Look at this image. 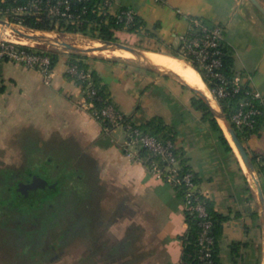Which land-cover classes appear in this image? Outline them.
Masks as SVG:
<instances>
[{
  "label": "crops",
  "instance_id": "crops-1",
  "mask_svg": "<svg viewBox=\"0 0 264 264\" xmlns=\"http://www.w3.org/2000/svg\"><path fill=\"white\" fill-rule=\"evenodd\" d=\"M259 1L264 7V0ZM124 8L133 10L143 25L137 32L115 31L117 41L145 52L171 54L192 16L222 24L225 42L235 52L237 75L264 99V15L250 0H117L111 15ZM81 35L62 33L61 38ZM54 52L58 57L50 83L36 69L0 61V163L23 162L33 155L35 163L50 165L53 155L56 164L64 163L58 157L65 159L75 177L92 180L95 220L86 222L78 239L67 242L63 264H182L189 230L183 198L142 161L123 153V127L105 131L80 106L81 90L66 72L71 52ZM81 58L135 124L159 116L175 133L213 211L226 216L217 243L218 264H263L260 199L234 145L232 150L221 145L192 106L196 93L177 76L134 56L84 53ZM245 145L253 155L264 154V124ZM259 174L264 188V172Z\"/></svg>",
  "mask_w": 264,
  "mask_h": 264
},
{
  "label": "built area",
  "instance_id": "built-area-1",
  "mask_svg": "<svg viewBox=\"0 0 264 264\" xmlns=\"http://www.w3.org/2000/svg\"><path fill=\"white\" fill-rule=\"evenodd\" d=\"M90 1L1 0L0 15L2 19L23 26L26 16L34 17L36 21L49 20L55 24V29L49 31H57L60 19L79 26L82 17L88 13ZM116 1L95 0L94 10L99 18L97 23H108L112 16L110 8ZM134 16L133 10L128 8L121 9L114 15L118 21H125L126 25L132 22ZM224 33L225 27L222 24L192 16L189 18L186 34L181 37L178 52L180 58L196 66L211 94L218 101L239 96L232 112V122L238 129L251 135L261 121L264 124V99L241 75L230 78L224 73ZM25 39L15 32L1 35L0 61L18 62L27 68L36 69L42 73L45 82L50 83L54 49L31 45ZM81 60L82 58L69 60L66 70L81 90L80 106L101 123L105 131L113 127H123L126 133V139L121 145L123 153L142 161L151 175L169 184L183 198L185 217L196 220L198 231L195 240V264H214L215 220L197 174L181 162L172 139H163L149 131H143L140 125L135 124L109 98H104L95 83L93 70L89 65L82 66ZM254 164L258 174L264 172V154H257ZM250 186L253 189L251 183ZM182 264L188 263L183 261Z\"/></svg>",
  "mask_w": 264,
  "mask_h": 264
},
{
  "label": "trees",
  "instance_id": "trees-1",
  "mask_svg": "<svg viewBox=\"0 0 264 264\" xmlns=\"http://www.w3.org/2000/svg\"><path fill=\"white\" fill-rule=\"evenodd\" d=\"M94 2L95 0H91L89 4V10L86 15L82 17V21L79 26L68 23L65 19H60V25L57 27V31L61 33H80L83 35L90 36L94 39H100L105 42H115L117 41V37L115 36V31L117 30H126L128 32H137L140 27L143 25L142 20L138 16H134V19L132 22L128 25H126L125 21H118L116 17L111 16L108 23L101 22L97 23L99 18L97 17L96 11L94 10ZM1 0H0V6H1ZM2 17V15H0ZM23 24L30 28L40 29V30H53L55 29V24L51 23L49 20L45 21H36L34 17L32 16H26L25 21ZM223 50H224V57H223V71L228 77H234L237 75V72L235 70V58H234V49L223 41ZM179 48H176L172 50L171 54L180 57L179 55ZM53 64L56 62L58 54L53 51ZM83 56L81 53L71 52L69 54V60L75 61L76 59H79ZM83 60V58H82ZM81 60V65L84 67H88V64ZM196 68L195 65H192ZM93 76L96 85L99 87V92L104 98H109L108 91L104 85L101 83V79L99 76L93 71ZM210 86V85H209ZM239 96L236 97H229L225 99L219 100V103L226 114L227 118L230 120L232 125L235 127L236 132L239 136V138L245 143L248 136H250L248 133H245L238 129L235 124L232 122V112L236 107V103ZM192 106L199 110L201 112V117L204 122L209 124L211 131L214 133L217 141L223 145L226 149L232 150V146L230 145V142L228 138L226 137L222 127L218 123L217 119L214 116V112L210 105L199 95H195L191 100ZM99 104V103H98ZM262 119V118H261ZM264 119V117H263ZM261 123L255 128L253 131L256 132L259 130ZM140 128L143 131L151 132L152 134L167 139L170 138L175 143V150L176 153L181 158V162L186 165V159L183 157L180 149L177 145V139L175 133L172 131V129L167 126L163 119L159 116H154L144 124L140 125ZM252 133V134H253ZM247 148V147H246ZM251 155V158L253 162L255 163V157L256 155ZM3 171V170H2ZM36 171L32 168L27 169V174L35 173ZM6 173V174H5ZM37 173V172H36ZM5 174V175H4ZM4 174H0V215L1 213L5 212L6 216H8L10 219L14 218L16 219V214L20 210L17 206V204H11L9 201L11 198H16L15 196V186L17 181L15 180V177L13 176V170L10 168L5 169ZM198 179V178H197ZM199 181V179H198ZM61 197L59 194V187L58 184L53 185V187H47L43 189L42 195L40 197V205L46 204L50 201H53L56 203H60ZM19 204H28L29 206H32L33 203H36L33 199L27 200H19ZM209 210L211 214L213 215V218L215 220V226H214V234H215V254H214V264H218V248L217 243L219 238L221 237V231H222V221L226 219V216L217 214L213 211V208L209 202ZM15 214V215H14ZM187 219V218H186ZM189 230L188 235L185 239V249H184V255H183V261H185L188 264H195L197 263L195 258L196 253V246H195V240L197 236V223L196 220L193 218L187 219ZM31 246H35L37 244L29 243ZM40 246H43V243H39ZM45 248V247H44ZM46 251V248H45Z\"/></svg>",
  "mask_w": 264,
  "mask_h": 264
},
{
  "label": "rangeland",
  "instance_id": "rangeland-1",
  "mask_svg": "<svg viewBox=\"0 0 264 264\" xmlns=\"http://www.w3.org/2000/svg\"><path fill=\"white\" fill-rule=\"evenodd\" d=\"M1 18V17H0ZM1 28V26H0ZM6 32L7 33H12L9 29L6 28ZM59 32V31H56ZM60 34H57V36H61L62 33L59 32ZM81 35V34H80ZM77 38V37H76ZM78 38H80V40L77 41H85V42H90L91 40H93L92 37L90 36H85V35H81ZM65 41H73L75 38L74 36H66L65 38H62ZM71 39V40H70ZM82 39V40H81ZM25 41H27L28 43H31V40H27L25 39ZM41 47H50L51 49H57L55 46L53 45H42ZM97 54L99 55H112V53H100L97 52ZM120 58H124V57H120ZM206 86V85H205ZM218 108V106H217ZM29 143V141H28ZM245 144V143H244ZM247 147V145H245ZM32 150H35L33 147H29ZM247 150L249 153L250 149L247 147ZM30 157H27L26 159L24 158L23 162H16V163H9V164H3L0 163V173L5 171V169L10 168L13 169L14 172L16 173L17 171H21L29 168H32L33 170H35L36 172L40 173L41 175L47 177V178H51L53 176V178H56L59 181V194L61 197L60 200V205L57 206L56 209L53 210L52 213H50L49 217H43V220L39 219L37 217L38 220H40L42 228L41 230L36 229V235L40 234L39 232H41L44 229H48L51 227V225L53 224L54 221H59L58 224L61 226H58L57 232H55L56 234H48L49 236H46L43 239L44 243L43 246L39 248V244L35 245L34 247L29 245L28 243L24 242V238H28V237H32L30 235H32V230H34L33 228V224L34 223V219L32 218V215L30 216V218L25 219L22 223V229L21 227H18L17 225L14 226V218H9L8 216H6L5 212L1 213L0 215V219L3 220V227L1 228L0 226V246L2 247L0 251H2L5 255V259L3 260V264H63V260H62V255H63V244L61 242V238L58 237H62L63 240L66 239V237L70 236V232H74V234H72V236L75 235V231L79 232L82 227L84 225H86V222H90L95 220V205L96 203H94V197L91 198L92 200H90L89 196H90V189H91V182L92 180L90 178H88L87 180L82 179L81 181H77L78 185L74 186V187H70L68 185H70V183L68 182L67 178L70 175L75 176V174H73V171H68V169L66 168V160L62 159V158H57V161H61L64 162L62 163V165L60 164H56V159H54L53 155H50V157H48V159H52L54 161V163L48 165L46 163H35V161H37L36 158H34L33 155H29ZM52 161V162H53ZM60 162V163H61ZM59 165V168H56L55 166ZM65 165V167H64ZM68 165V164H67ZM3 170V171H2ZM260 181L262 182L261 176L260 174H258ZM251 177H249V181L250 183L252 182V179H250ZM72 184H74L73 181H71ZM91 185V186H90ZM252 185V183H251ZM39 194H41L43 192V190H39L38 191ZM92 197V196H91ZM40 198V196H39ZM38 195L36 197V199H39ZM10 203L11 204H17L18 208L21 209H27L28 208V204H19L18 203V198L14 197L11 198L10 197ZM90 202V203H88ZM56 203V201H55ZM48 204V203H47ZM87 205H90L89 208H83V206L87 207ZM47 206V205H46ZM44 206V208H46L45 210H49L48 207ZM79 208L78 213L77 212H73L72 213V217L73 220L69 221V226L70 228H68L67 226V220L72 219L71 216H69V213L67 212V209L69 210H74ZM83 209V210H82ZM68 213V214H66ZM31 214V212H30ZM66 214V215H65ZM15 215V214H14ZM60 219V220H59ZM2 222V221H1ZM71 224V225H70ZM63 225V226H62ZM264 225V224H263ZM63 228V231H61ZM30 232V233H29ZM50 232V231H49ZM58 237H56V236ZM56 237V238H55ZM23 239V240H22ZM54 240V241H53ZM56 243V244H54ZM59 243V244H58ZM48 247L45 251L44 247ZM53 246H56V248H53ZM55 258V261H54ZM46 259V260H45ZM42 260H44L42 262ZM263 264H264V260H263Z\"/></svg>",
  "mask_w": 264,
  "mask_h": 264
},
{
  "label": "water",
  "instance_id": "water-1",
  "mask_svg": "<svg viewBox=\"0 0 264 264\" xmlns=\"http://www.w3.org/2000/svg\"><path fill=\"white\" fill-rule=\"evenodd\" d=\"M250 1L264 15V7L260 3V1L259 0H250ZM0 26H1V29L7 28L11 32H15L18 35H20L21 37H24L28 40H34L36 42H41L43 44L53 45V46L57 47L58 49L67 50L70 52H76V53H81V54L86 53V54L99 55V54H97V52H100V53H105V52L110 53L111 52L112 53V51H114V50L123 49V50H127V51L133 53L134 59H138V60L143 58L145 56V54L148 53V52L137 49L131 45H128V44H125V43H122L119 41L105 42V41H102L100 39H94V38L90 42L65 41L61 38V36H57V34H53L54 32H52V31L40 30V29H35V28L23 26V25H18L16 23L7 21V20L2 19V18H0ZM153 66L162 72L177 76L179 79H181V81L187 87L191 88L197 95L202 97L210 105V107L212 108V110L214 112L215 118L217 119L218 123L222 127V129H223L226 137L228 138L232 148H234L229 137H228V134L231 136L232 141L234 142L235 146L237 147V149L241 155V158H242L243 162L245 163L247 172L250 174V176L252 178L253 190L257 194V196L259 197L260 202H261V207H262L261 214L263 216V224H264V188L260 182L255 164H254V162L251 158V155L249 154L244 142L239 138L235 127L232 125L230 120L227 118V116L224 113L219 101L216 98H214V96L211 94V92H210L209 88L207 87L205 81L203 80L205 85H206L208 92L213 97V99L216 101V104L218 106L217 110L213 108V106L211 104V99L208 97V95L204 91L191 86L186 81H184V79H182V77H180L178 74H176L172 71L162 69L156 65H153ZM35 183L37 186H39V185L40 186H46L48 184V181L45 180L44 178L36 176V177H34V182H32V184H30V185H27L28 189L32 190L35 187L34 186ZM263 227H264V225H263Z\"/></svg>",
  "mask_w": 264,
  "mask_h": 264
},
{
  "label": "flooded vegetation",
  "instance_id": "flooded-vegetation-1",
  "mask_svg": "<svg viewBox=\"0 0 264 264\" xmlns=\"http://www.w3.org/2000/svg\"><path fill=\"white\" fill-rule=\"evenodd\" d=\"M55 167L56 168H59L58 165L55 166ZM1 173L4 174L3 172H1ZM13 174H14L13 176L15 177V180L17 181L16 186H15V192H14L15 193V196L19 200L21 199V200H27L28 201L29 199H33L34 201H36V203H33L32 206H28L27 209H21V210H19L17 212V214H16L17 217H16V219L14 221V223H16V224H14V226L17 225L18 227H21V229H22L21 223L25 219L30 218V216L32 215V218L34 219V223H32L33 224V227H34L33 228L34 230H32V235H30L32 237H28L26 239L24 238V240L23 239L22 240L24 242L28 243V244L29 243L39 244L40 242L44 243V241H43L42 238H44L46 236H49L50 234H53V233L56 234L55 233V232H57V229L56 228H58V226H61V225L58 224L59 221H54L50 228H48V229H44L43 228V230L41 232H39L40 234H37L36 235V232H35L36 229L41 230V228H42L41 222H40V220L37 219V217L39 219H41V220H43V217H46V216L49 217L50 213H52L53 210L56 209L57 206L60 205V203H55L53 201H50V202H48V204L46 203V204H41L40 205V203H39V201H40L39 196L41 197L42 193L39 194L38 191L40 189L43 190L44 188H47V187H53V185H56V184L59 185V181L56 178H53V176L49 179V178L41 175L38 172L37 173L35 172V173L27 174V169L26 168L24 170L17 171L16 173L13 170ZM36 176L37 177L44 178L45 180L48 181V184L46 186H40V185L37 186L36 183H35L34 184L35 187L32 190L31 189H28L27 185L32 184V182H34V177H36ZM67 180L70 183V185H68V186L74 187V186H77L78 185V182L77 181H81L82 179H80V176L75 177L73 175H71V176L69 175L68 178H67ZM71 181H73V182L75 181L74 184H72ZM58 187H60V186H58ZM37 195H38V198L39 199H36ZM44 206L48 207L49 210L48 209L45 210L46 208H44ZM83 208H89V205H87V207L83 206ZM78 211H79V208L74 209V210L67 209V212L69 213V216H71V217H72V213L73 212H77L78 213ZM30 212H31V214H30ZM68 213H66V214H68ZM71 220H73V217H72V219H70V220L68 219L67 220V223H68L67 226H68V228H70L69 221H71ZM3 225H4L3 224V220L0 219V226H1V228L3 227ZM83 227H82V229L79 232L75 231V235L74 236H72V234H74V232H70L69 233L70 236L66 237L65 240H63L62 237H58V236L55 235L56 237L61 238V242L63 244V255H62L63 262H64V257L66 255L65 251H66V249L68 247L67 242H69L70 239H78V237L82 234V232L85 231V229ZM60 229H62L61 231H63V228L62 227ZM54 244H56V243H54ZM45 248L47 249L48 247L46 246ZM53 248H56V246H53ZM43 261L44 260H42V262ZM54 261H55V258H54Z\"/></svg>",
  "mask_w": 264,
  "mask_h": 264
},
{
  "label": "bare ground",
  "instance_id": "bare-ground-1",
  "mask_svg": "<svg viewBox=\"0 0 264 264\" xmlns=\"http://www.w3.org/2000/svg\"><path fill=\"white\" fill-rule=\"evenodd\" d=\"M7 34L6 28L1 29L0 28V36ZM73 41L80 40V38H76ZM71 40V39H70ZM82 40V39H81ZM33 43V40H31V45ZM106 53V52H105ZM104 54V53H103ZM106 55V54H105ZM110 56H116V57H124V58H132L134 55L133 53L123 50V49H117L112 51V55ZM142 61L145 63H150L153 65H156L162 69L172 71L176 74H178L184 81H186L191 86L198 88L202 91H204L208 97L211 99V104L214 109L217 108L216 101L213 99V97L208 92L200 74L188 63H186L183 59L179 57H175L171 54L165 53V52H148L145 54L143 58H141ZM228 137L232 144L234 145L235 149L238 151L237 147L235 146L234 142L231 139V136L228 134ZM239 153V151H238ZM240 155V153H239ZM241 156V155H240ZM245 165V163H244ZM251 177V176H250ZM252 179V178H250ZM252 183V182H251Z\"/></svg>",
  "mask_w": 264,
  "mask_h": 264
}]
</instances>
